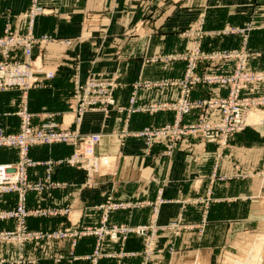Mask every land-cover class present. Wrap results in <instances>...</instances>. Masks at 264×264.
<instances>
[{"label":"rangeland","instance_id":"1","mask_svg":"<svg viewBox=\"0 0 264 264\" xmlns=\"http://www.w3.org/2000/svg\"><path fill=\"white\" fill-rule=\"evenodd\" d=\"M24 1L19 0V3ZM28 3L26 11L20 15L26 19V31L13 24L11 8H5L3 13L5 23L0 36V65L7 71L18 67L21 70L9 79L8 76L1 78L7 81L18 77L20 86L4 89L0 94L17 91L21 100L14 103L18 130L9 133L0 129V133L17 136L22 125L18 113L26 110L34 130L51 128L56 132L77 133L79 138L73 144H38L28 148L26 159L35 165L26 168V180L30 187H37L24 196V214H16L19 204L16 192L0 195L14 194L16 198L12 207L0 210V264H40L43 260L51 264H75L79 261L101 264L107 260L122 264L126 259L135 258L140 260L139 264H155L157 260L161 261L159 257L164 253L172 258L179 251L176 247L178 239L185 240L192 235L197 244L203 242L210 208L212 221H227V231L233 236L227 258L220 264L246 262L258 239L252 244L250 221L248 233L239 239L235 237L236 215L233 212L236 204L243 203L249 219L252 213H264V50L256 49L255 43L252 45L253 33L262 25L256 20L257 6L263 5L264 0H114L113 8L108 7L110 4L106 0H28ZM43 3H52L56 7L45 9L41 5ZM57 14L63 16L62 19L72 17L68 20L70 22L56 25L52 35L35 33L38 17ZM108 14L116 17L114 28L106 23ZM73 16H77V20L72 22ZM109 31L120 35L116 38H121L115 41L118 49L111 59L114 64L98 71L92 66V62L96 63L90 55L84 54L81 58L78 51L76 55L65 56L73 65L74 91L69 108L75 115V123L80 126L84 117L92 114H101L103 119H107L114 112L121 123L110 129L121 150L117 157L124 156L125 144L134 141L142 145V154L149 159L147 163H154L157 156L171 162L177 151L181 153L178 163H213V180L206 190V198L178 201L183 208L187 205L202 206L204 210L199 221L191 222L190 217L179 215L175 222L159 224L160 207L171 202L163 197V186L157 189L153 201L146 202L152 211L146 224L109 221L110 212L131 207L126 200L107 199L99 206L102 215L97 224L70 220V207L27 206L29 194L42 198L47 191L60 187L51 179L52 163H46L43 179L29 181V169L38 165L29 156L33 147L69 146L71 154L56 164L64 163L80 170L89 183L102 172L115 173L120 164L109 162L97 153L101 132L34 126V115L28 102L30 91L47 87V82L55 76L54 68L47 67L42 61L45 46L70 48L76 43L79 48L88 41L83 40L80 34L90 33L101 34L95 48L102 50L107 44ZM59 35L68 38L61 39ZM125 46L129 49V59L121 53ZM35 49H39L37 55L33 54ZM127 60H131V70ZM107 61V57L100 60L101 63ZM83 64L87 66L85 70ZM155 68L162 72V76L160 72L156 74ZM172 69H178L177 77L167 75ZM125 92L129 93L126 103H118L117 93ZM14 105L10 99L5 100L3 107L14 108ZM161 114L172 117L161 121ZM135 115H144L147 122L140 127H132L130 119ZM94 135L99 140L89 155L87 138ZM156 147H161L162 151L155 155L153 150ZM0 150H13L17 155L14 162L0 165L14 167L23 162L19 148ZM75 154L79 161L70 163ZM90 157L98 163L95 171L87 166ZM220 163L243 164V168L234 167L236 173L233 176L238 177L240 183L228 186L232 193L244 192L243 200L221 201L212 197L214 182L226 180L219 175ZM33 219L64 222L52 230H35L29 226ZM7 223L12 227L6 226L9 225ZM131 238L135 240L133 246L140 244L137 251L127 249ZM82 243H87L82 251L86 253L79 254ZM187 250L180 249L179 252L183 254Z\"/></svg>","mask_w":264,"mask_h":264},{"label":"crops","instance_id":"2","mask_svg":"<svg viewBox=\"0 0 264 264\" xmlns=\"http://www.w3.org/2000/svg\"><path fill=\"white\" fill-rule=\"evenodd\" d=\"M112 1L114 0H106V3L110 4L108 7H112ZM28 4V0L23 3H19V0H0V36L3 34L5 23V18L3 17L5 8L12 9L14 14V19L12 20L13 24L15 26L20 25L21 29L26 31V19L20 17V15L26 11ZM41 5L45 9L56 7V5L52 3H43ZM75 13H78L77 10ZM62 17L61 15L58 16V14L38 17L35 23V33L37 35L45 33L52 35V29L56 25L62 22H70L68 20H70L72 16L66 19H62ZM73 17L74 18L71 19L72 22L77 20V16ZM105 20L109 26L111 25V28H114L116 17L108 14V18ZM256 20L258 21L257 23H261L262 25L260 24L259 30L253 33L252 45L255 43L256 45L254 44L253 46L256 49L264 50V4L257 6ZM103 22L104 21H102V23ZM100 35L101 34L81 33V38L88 41H84L79 48L76 43H73V46L70 48H63L57 45L45 46L42 61H44V65L47 67L54 68L55 76L51 81L47 82V87L30 91L28 93V102L30 111L34 115L32 119V124L34 126L37 128L53 126L61 129H79L81 132H101L102 140L97 148V153L105 157L109 162H119L120 164L115 173L102 172L100 175L95 176L92 182L89 183L80 170L64 163L56 164L71 154L72 149L69 146L59 144L33 147L30 149L29 156L33 161L38 163V165L29 169V181L36 182L43 179L46 174V163H52L51 179L53 182L58 183L60 187L47 191L42 198L35 194H29L27 206L29 208L35 206L40 208H50L52 206L70 207V220L80 221L86 224H97L102 215V210L99 206L107 199L112 201L126 200L131 204V207L125 210L110 212L109 221L129 223L131 225L146 224L152 213L151 209L146 206V202L153 201L157 196V189L163 186V197L171 202L160 207L158 214L159 224L175 222L179 215H182V217H190L191 222L199 221L204 210L202 206L187 205L183 208L178 201L206 198V190L210 187V183L213 180V163H178V157L181 154L178 151L175 153L171 162L169 161L167 163L162 157L160 158L157 156L154 163H147L149 159L143 156L142 145L134 141H129V143L125 144L123 148L124 156L121 155L117 157V154L121 150L117 145V140L110 134V131L120 126L121 123L120 118L117 117L114 112H111L107 119H103L101 114H92L85 116L80 126L75 123V115L69 108L72 103L74 91L72 79L73 65L67 61L69 59L65 56L76 55L78 51L81 52V58L84 54L90 55V58L92 57L91 59H94L93 61L96 63L94 64L92 62V66L94 65L95 69L98 71L103 70L105 66L107 67L110 64H114V61L111 59H113L112 56L115 55L118 49L115 48V41L121 39L116 38L117 36L120 37V35L116 36V33L109 31L107 34V44L102 50H98L96 49V42H99ZM58 37L61 39L68 38L67 36L63 37L61 35ZM93 41H95V44ZM127 45H129V43ZM127 49L126 46L122 50L121 48L119 49L125 57L129 51V49ZM33 52L34 55H37L39 49H35ZM128 56L127 59L130 58V55ZM106 57L108 61L101 63L100 60ZM126 64L129 66V70H131V60L130 62L127 60ZM85 67L87 66L83 64V70H85ZM155 71L157 72L156 74H158V72H160V75L162 74V72L156 68ZM178 74V69L177 71L172 69L167 75L170 77H177ZM131 78H129V80ZM117 96L118 103L125 104L129 97V93H117ZM10 99L12 100L13 106L15 102L19 103L21 95L17 91L0 94V113L2 114L0 118V129H5L9 133H14L18 130V119L14 115L16 111L15 105L14 108L3 107L5 100L8 101ZM159 117L161 121H163V119L168 120L172 116L170 114H161ZM143 122H147L144 115H135L130 119L132 127H140ZM161 151V147H156L153 153L156 155ZM0 156V163H11L17 158L16 152L13 150H0ZM234 167L243 168V164L220 163L219 175L226 180H222L221 182H219L220 180H216L214 182L213 198L221 201L243 200L245 198L244 192L232 193L228 191L229 185L232 186L233 184L237 185L240 183L238 177L233 176L234 173H236ZM15 201L16 198L14 194L0 196V210L12 207ZM220 205V208H222V204ZM235 207L236 210L233 212V214L236 215L234 223L236 228L235 237L239 239L248 233L247 224L249 223L248 221H250L253 237L252 244L256 238H261V242H263L261 246L260 264H264V213H252L249 219V214L247 212L246 215L243 203L236 204ZM208 216L209 222L203 242L197 244L195 239L191 237L192 235L188 236L185 240L178 239L176 243L177 249L179 251L180 249L188 250L183 254L178 251L172 258H169V256L164 253L159 257L161 261L157 260L155 264H220L222 260H225L228 255V248L231 247L229 243L230 240L233 239V236L227 231V221H212L211 208L208 211ZM63 222V220L33 219L29 221V226L31 229L35 230H52L61 226ZM7 224H9L6 225L9 228L12 227L11 223ZM65 225H67V222H65ZM133 242L135 243V240L131 238L127 243V249L133 251L140 249V244H138V246H133ZM86 244L87 243H82L80 245L79 254L86 253L85 251L82 252ZM139 263L140 260L135 258L126 259L122 264ZM40 264H51V262L43 260ZM75 264L88 263L79 261ZM101 264H115V262L107 260L106 263L102 262Z\"/></svg>","mask_w":264,"mask_h":264},{"label":"built area","instance_id":"3","mask_svg":"<svg viewBox=\"0 0 264 264\" xmlns=\"http://www.w3.org/2000/svg\"><path fill=\"white\" fill-rule=\"evenodd\" d=\"M21 68L6 70L5 66L0 65V92L13 86H20V79L11 78L12 80H1L3 76H16ZM10 73V75H9ZM29 86V84H28ZM21 118L22 125L21 130L17 136H6L2 132L0 133V148H19L22 161L17 163L16 166L0 165V195L10 192H16L19 196V204L17 206L16 214H24V196L26 192L34 190V187H30L26 180V168L32 167L35 163H31L26 159V153L29 147L38 144H52V143H66L73 144L79 137L77 133H68L66 131L56 132L49 128L47 130H34L30 126V115L26 110L18 113ZM99 140V137L94 135L87 138L89 146L87 151L89 155L92 154V146ZM91 158V157H90ZM78 155H74L70 160V163L78 162ZM88 168L95 171L98 168V163L91 158L88 163ZM4 215V214H3ZM1 218V215H0Z\"/></svg>","mask_w":264,"mask_h":264},{"label":"bare ground","instance_id":"4","mask_svg":"<svg viewBox=\"0 0 264 264\" xmlns=\"http://www.w3.org/2000/svg\"><path fill=\"white\" fill-rule=\"evenodd\" d=\"M262 243L263 242H261V238H259L255 246L253 245L254 250L252 251V254H250L249 259L246 262L238 263V264H259Z\"/></svg>","mask_w":264,"mask_h":264}]
</instances>
